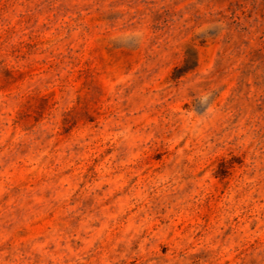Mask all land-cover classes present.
<instances>
[{
	"label": "rangeland",
	"instance_id": "rangeland-1",
	"mask_svg": "<svg viewBox=\"0 0 264 264\" xmlns=\"http://www.w3.org/2000/svg\"><path fill=\"white\" fill-rule=\"evenodd\" d=\"M0 264H264V0H0Z\"/></svg>",
	"mask_w": 264,
	"mask_h": 264
}]
</instances>
